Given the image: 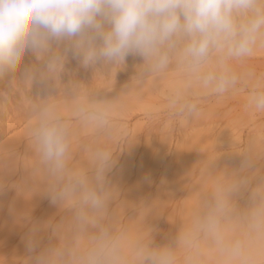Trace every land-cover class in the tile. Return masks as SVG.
Masks as SVG:
<instances>
[{
    "label": "clouds",
    "instance_id": "obj_1",
    "mask_svg": "<svg viewBox=\"0 0 264 264\" xmlns=\"http://www.w3.org/2000/svg\"><path fill=\"white\" fill-rule=\"evenodd\" d=\"M258 42L264 43V0H0V81L19 74L32 86L55 89L69 54L84 68L107 72L122 69L131 55L143 60L136 84L174 65L185 79L223 94L245 78L230 59L249 56ZM29 53L35 62L25 66ZM213 59L217 67L210 69ZM63 87L82 119L106 129L110 101L78 96L75 80ZM167 103L176 115L198 111L180 88ZM247 106L264 111V82L249 88ZM30 112L35 166L31 187L26 181L18 190L30 191L38 170L43 191L65 214L33 225L20 264H181V253L183 264H206L202 242L217 264H264V174L250 155L231 172L213 175L179 234L157 246L151 229L119 223L113 213L110 151L85 146L89 167L76 168L60 108L45 101ZM42 232L50 233L47 244Z\"/></svg>",
    "mask_w": 264,
    "mask_h": 264
},
{
    "label": "rangeland",
    "instance_id": "obj_2",
    "mask_svg": "<svg viewBox=\"0 0 264 264\" xmlns=\"http://www.w3.org/2000/svg\"><path fill=\"white\" fill-rule=\"evenodd\" d=\"M257 44L259 48L256 45L249 56L230 59L231 67L245 78L223 94H215L195 80L185 79L174 65L140 85L154 79L167 78V81L124 93L126 87L137 85L132 77L143 63L141 57L131 55L122 69L117 67L107 72L84 68L69 54L61 86L55 89L32 86L19 74L0 81V182L3 184L0 224L10 214L6 222L12 220V236L7 228L8 237H4L8 240L2 239L0 243V264H20L28 255L25 235L33 225L59 220L65 214L43 191L38 170L34 173L32 189L18 190V185L26 181L29 187L32 185L28 172L35 166V153L28 127L34 103L47 101L64 106L61 113L71 130L74 167H89L85 146L92 148L100 144L110 151L114 163L106 180L114 191L113 213L119 223L151 229L157 246L168 244L179 234L213 175H225L236 169L245 154L254 160L256 171L264 174V111L247 106L249 88L257 80L264 82V43ZM210 61L207 67L215 69V60ZM34 62L29 53L25 66ZM69 80L79 82L78 96L90 99L95 97V92L101 97L116 94L108 100L111 104L106 129L97 128L73 110L74 97L63 87ZM177 88L185 89L197 103L198 111L193 116L176 115L170 109L168 95ZM179 145L183 149H180L182 158L175 157ZM13 200L20 203L19 207ZM12 204L19 208L14 215L12 207L9 209ZM40 235L42 243L47 244L50 233ZM201 249L206 264H217L206 244H201Z\"/></svg>",
    "mask_w": 264,
    "mask_h": 264
},
{
    "label": "bare ground",
    "instance_id": "obj_3",
    "mask_svg": "<svg viewBox=\"0 0 264 264\" xmlns=\"http://www.w3.org/2000/svg\"><path fill=\"white\" fill-rule=\"evenodd\" d=\"M257 46H258V44H257ZM257 46H256V47H257ZM259 46H260V45H259ZM259 46H258V48H259ZM210 62H211V61H210ZM210 62H209V64H210ZM213 63H214V62H213ZM211 65L215 66L214 64H211ZM211 65H210L209 67H212ZM159 81H167V78H162V79H160V80H156V81H155V79H154V81H152V82H151V80H150V82L148 81L147 84H142V85H140V84L133 85V86L131 85V86H129V88L126 87V90H125V91L123 90V91H124V93H131V92H134V91L143 90V89H146L147 87H149V86H151V85H153V84H158ZM181 82H182V80H181ZM145 83H146V82H145ZM183 83H185V82L183 81ZM180 85H181V83H180ZM124 89H125V88H124ZM184 90H185V89H184ZM123 91H122V92H123ZM122 92H119L120 95L123 94ZM140 92H141V91H140ZM121 93H122V94H121ZM97 94H98V92H95V93H94L95 97L93 96V98H90V99H105V100H109V99L113 98V97L116 95L115 93H111V94L109 93L106 97H104V96L101 97L99 94H98V95H97ZM117 95H118V94H117ZM120 95H119V96H120ZM123 95H124V94H123ZM111 100H112V99H111ZM72 105H73V104H72ZM63 107H64V106H63ZM63 107H62V106L59 107V108H61L60 110H62ZM6 145H7V144H6ZM183 146H184V145H183ZM5 147H6V146H5ZM180 149H182V145H181V147H180V145H179V146L177 147V150H175V157H176V158L181 157V156H180V152H181ZM182 150H183V149H182ZM175 157H174V158H175ZM181 158H182V157H181ZM177 160H178V159H177ZM79 168H80V167H79ZM119 178H120V177H119ZM116 179H118V177H117ZM116 185H117V184H116ZM115 188H116V187H115ZM18 194H19V192L17 193L16 196L19 197ZM21 196H22V194L20 195V197H21ZM18 197H17V198H18ZM22 198H23V197H22ZM15 199H16V197H15ZM15 199H14V200H15ZM14 200H13V202H15ZM16 200H18V199H16ZM17 202H18V201H16L15 204H16ZM15 204H12V205L14 206ZM19 204H20V203L18 202V207H19ZM13 206H10L9 209H11V207H12V209H11V213L14 212V213H13V215H14L15 213H17L16 210H18L19 208L17 209V205H15L14 207H13ZM18 212H19V211H18ZM8 213H10V212L8 211ZM9 216L11 217V214H10ZM9 216H8V218H9ZM12 217H13V216H12ZM8 218H7V219H8ZM7 219H5V221H3V223L1 222L2 224H0V228H1V225H2V228L0 229V232H1V234H0V243H3V242H4V239H5V241L8 240V238H6V237H4V236H7V237H8V234H9V233H10V235L12 236V232H10V231L12 230V228L10 229V227H12V226H10V225L12 224V223H11L12 220H10V221L8 220V221L6 222ZM9 222H10V223H9ZM13 223H14V222H13ZM14 224H15V223H14ZM7 228H9L10 230L7 231ZM3 230H4V232L7 231L8 234H7L6 232L3 233ZM29 233H30V232H29ZM26 234H28V232H27ZM10 235H9V236H10ZM28 236H29V234H28L27 236L25 235V242L28 241ZM2 239H3V240H2ZM1 240H2L3 242H1ZM22 243H23V242H22ZM201 244H203V243H201ZM205 249H206V248H205ZM205 249H204V250H205ZM201 251H202V249H201ZM203 252H204V251H203ZM201 254H202V253H201ZM0 263H2V262L0 261Z\"/></svg>",
    "mask_w": 264,
    "mask_h": 264
}]
</instances>
